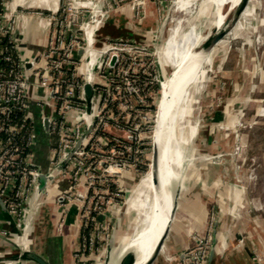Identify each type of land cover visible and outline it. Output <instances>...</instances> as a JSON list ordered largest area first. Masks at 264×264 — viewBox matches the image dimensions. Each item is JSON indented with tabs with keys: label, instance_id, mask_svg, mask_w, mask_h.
Segmentation results:
<instances>
[{
	"label": "rangeland",
	"instance_id": "1",
	"mask_svg": "<svg viewBox=\"0 0 264 264\" xmlns=\"http://www.w3.org/2000/svg\"><path fill=\"white\" fill-rule=\"evenodd\" d=\"M3 1L9 8L14 7L13 17H18V27L23 23L22 16L23 18L34 16L40 19L43 14L50 23L47 29H42V33L47 34L48 41L52 40L48 46L58 47L59 51L65 45L57 40L58 37L64 39L68 33L73 39L81 37L86 26L93 27V41L96 42L95 46L98 49L96 53L98 68L95 67V70H98L97 72L93 70L92 80L95 83L105 84L99 74L100 71L116 63L119 74L122 75L120 77L125 81L123 91L134 93L138 87L139 94L144 93L136 99L127 92L125 97H120L119 109L126 114V117L133 114L135 119L143 121L136 135L132 134V131L106 126V130L112 132L116 138L131 141L136 136L135 153H141L143 158L135 156L133 163L127 162L125 153L131 152L132 147L118 140L116 142H119L122 150L108 152L100 146H95L93 151H97L96 160L90 161L93 152L88 151L86 155L88 167L82 169L75 189L67 192L70 194V201L66 198L61 199V195L65 194L61 193L54 197L55 200L48 209H44L46 213L41 208L31 210L33 214L31 213L32 218L29 219L30 224H33L32 222L36 224L38 219L44 218L45 214L49 213L51 220L49 219L48 222L51 223L54 220V224L48 226V223L46 231L52 232L59 231L63 224L62 216L59 215L57 218L58 211L70 202H76L79 205L81 212L79 228L84 223L91 225L92 240L89 251L85 255L79 252L80 245L74 246L71 252L72 264H120L123 256L119 255L121 248L140 228L139 213L136 208L130 210L128 204L136 184L150 167L152 140L155 141L156 137L158 112L155 114L154 121V111H150L149 106L160 103V84L171 70V66L166 65L164 68L161 66L156 51L180 19L181 32H186L190 26L195 29V33L190 34L191 41L180 42L181 45L192 42L197 37L198 40L195 42L203 43L214 31L221 14H223L221 23L225 21L228 33L205 57L198 75L186 86L187 93L184 94L183 106L186 117L182 123L178 122L175 127L172 114L167 110L168 124L172 123L174 134L177 138L179 137L181 162L184 163L179 168L174 167L177 169L178 180L173 183L174 214L168 235L173 230L174 216L179 211V203L183 196L190 197L191 193L199 196L202 191L207 190L214 194L219 190L223 192L221 190L225 187L227 190L226 183L231 180L246 192V201H242L243 209H248L246 213L251 211L256 214L259 221L264 220V0H249L236 24H232L230 20L233 9L228 10L232 0H225L224 5L218 10L220 13L215 12L212 3L207 4L200 11L202 0H192L194 3L189 4L191 14L174 10L175 0H58L56 12L45 9L46 7H29L25 0ZM46 2L48 5L54 3L53 0H46ZM238 2L239 0H235V6ZM119 16L121 18L125 16L126 19L118 23ZM138 33L143 35L144 42L134 39L133 36ZM103 36L110 37L105 39ZM100 37L105 39L102 43L99 41ZM180 55L181 51L178 48V60ZM199 57L200 55L195 56L192 53L185 63L191 62L190 65H192V62ZM111 58H114V61ZM171 64L174 69L176 64ZM74 66L77 74L83 77L88 66L87 55L81 60H76ZM80 68H82L81 71ZM189 69L190 66L187 71ZM138 71L141 72V77L136 74ZM185 81L184 77L183 82L186 84L187 81ZM154 84H157V89H153ZM145 97H149L150 100H146ZM174 97L178 107V92ZM217 113L219 118L214 120L213 117ZM109 115L113 117L112 114ZM87 139L88 137L84 138V143ZM98 141L104 144V139L99 138ZM72 157L59 169V176L69 179L67 172L69 168H72ZM116 163H118L117 166H115ZM142 165H146L144 169L140 168ZM83 186H90L89 194L87 191L82 192ZM78 193L80 197L77 196ZM40 205L42 206V203ZM213 205L215 204H207L209 214L204 230L189 232L191 244L183 253L194 245V236L205 235L208 232L210 224L213 237L217 223V208ZM53 206H59L60 209L55 212L52 210ZM72 207L69 211L70 218L71 215L73 217L75 215V209ZM91 212L95 215L92 216ZM162 215L138 237L131 247L132 250H137L134 264H143L148 258L153 241L158 240L165 227V223L160 227ZM69 223L74 227L76 220L71 219ZM155 226L158 228L154 229ZM185 230H189V227L186 226ZM22 231L25 230L22 229L21 233ZM141 239L142 244L136 246ZM238 241L243 242V238L239 237ZM211 245L213 247V244ZM262 246L263 255L261 257L254 255V260L264 258V245ZM161 252L157 260L161 257ZM67 253L68 250H66V256Z\"/></svg>",
	"mask_w": 264,
	"mask_h": 264
},
{
	"label": "crops",
	"instance_id": "2",
	"mask_svg": "<svg viewBox=\"0 0 264 264\" xmlns=\"http://www.w3.org/2000/svg\"><path fill=\"white\" fill-rule=\"evenodd\" d=\"M53 1L54 3L50 5L47 4L46 0H25V3L29 7H46L45 9L54 11V9H57L58 0ZM193 1L185 0L181 11L186 14H191L189 4L194 3ZM224 2L225 0H202L200 2V11L207 4L212 3L215 12H219L218 10L224 5ZM18 5L21 6L20 3H18ZM234 6L235 0H232L228 6V10L234 8ZM174 10H176L175 7ZM122 18L121 16L118 17V23L126 19L125 16ZM222 18L223 14L219 17L218 25L221 24ZM180 20L177 22V25L171 29L165 42L156 51L158 56L171 63H176L177 42L179 41L182 43L185 41H191L190 34L195 33L193 26H190L186 32H181L179 27ZM43 27L44 23L41 19L34 16H28L23 23L20 24V27H18L15 37L16 51L18 57L25 62V73L30 82H34L35 80L36 68L44 69L46 67L42 55L46 49L48 37L46 36L47 34L44 35L42 33ZM103 37L106 39V37L109 38L110 36ZM103 37H100L99 39L101 43L105 40ZM133 37L135 40H139V42H144L143 35L140 33L135 34ZM140 38H142L141 41ZM197 40L198 37L192 41ZM95 45L96 42L94 43V46ZM76 56L81 60L86 57V53L82 48H78ZM32 59H35L36 63L26 66V63ZM81 69L82 68H80V71ZM189 72L191 73V69L184 74L185 79L189 78ZM26 95L28 112L33 122V144L29 159L30 163L38 168L41 165L45 166L47 160L49 161L50 159V134L47 136L44 131L43 118L46 116L52 118L55 113V107L53 101L49 99L50 95L40 89H36L30 84H28L26 88ZM75 116V111H68L66 113V121L71 122ZM217 118H219L218 113L213 119L216 120ZM46 147H48L47 151ZM57 164L58 163L50 165L49 163L48 170H52ZM54 175L53 180L48 182L46 188L41 194L40 199L42 200L39 199L40 201L35 204L33 210L41 208L43 209V212H45L44 209H48L52 201L54 202V197L71 190L72 184L67 177L59 176L58 171H56ZM141 179L142 177L139 179L134 190L139 186ZM226 185L229 189L227 188L226 190L225 187V189L221 190L223 192H220L219 190L214 194V192L207 190L205 192L202 191L199 196L196 193H191L190 197L185 195L181 198V202L179 203L180 206L178 208L179 211L176 212L174 216L173 230L170 231V234L162 247L161 257H159L155 264L179 263L181 254L191 244L189 232H198L205 228L204 226L209 214L208 203H214L215 205L213 206L217 208V223L213 235L214 242L210 264H264L263 257L259 260L253 259L254 255H259L260 257L263 255L264 220L259 221L255 213H252L251 211L246 213V210L248 211V209H243L244 204L242 201H246V192L242 187L236 186L233 180L227 182ZM83 187L84 189L82 192L85 193L87 188L85 186ZM77 188L80 189V187ZM31 196L30 200L25 205L26 215L24 216V221L26 220V224L18 230L15 229L11 222V217L14 220L13 216H8L0 208V264H35L32 261L22 259V257L18 258L20 260L12 262L6 261V259L20 256L24 250H31L42 255L47 258L51 264H72V249L75 245H80L79 237L81 228H79L80 224H78V221L81 212L79 205L76 202H70L61 209L59 206L51 207L55 212L60 209L57 213V218L59 215L62 216L63 224L59 231L54 230L49 232V230L47 232V227L54 224L53 219L51 223L48 222L49 219L51 220V218H49V213L45 214V212L44 214L46 216L43 214L45 217L38 219L39 221L36 222V224L34 222H32L33 224H30L31 222H29V219L32 218V209L30 207ZM39 202L42 203V206ZM27 206L29 207L28 209ZM71 207L75 209V215L74 217L71 215L70 218L69 211ZM71 219L76 220V225H74V227L69 223ZM185 225L189 227V230H185ZM33 228L34 232H32ZM22 229L25 231H22L21 233ZM239 237L243 238V242L238 241ZM156 242L157 241H153L152 250ZM66 250H68L67 256ZM151 252L148 253L149 256Z\"/></svg>",
	"mask_w": 264,
	"mask_h": 264
},
{
	"label": "built area",
	"instance_id": "3",
	"mask_svg": "<svg viewBox=\"0 0 264 264\" xmlns=\"http://www.w3.org/2000/svg\"><path fill=\"white\" fill-rule=\"evenodd\" d=\"M13 10L14 7L11 6L9 8L3 0H0V196L8 212L13 216L17 227L21 228L24 221L25 205L36 187L38 176V168L30 163L29 157L31 152L22 155L24 147H29L31 150L33 144V122L28 112L26 95L28 84L50 95L49 99L54 103L55 113L52 118H49L50 132L52 129L57 130L58 141L56 146L50 149V165L59 163L61 158L68 153L76 140L81 136L88 123H92L91 130L86 136L88 139L85 143L83 140L81 146L75 151L72 157V168H69L67 172L69 181L72 184L71 189H75L76 184L80 180L82 169L88 167L86 162L88 152L84 150V146L91 138L93 130H95L93 119L98 118L97 126L101 124L104 129H106V126H109L102 116V109L105 107V104L103 103L101 106L97 104L95 85H109L108 69L116 65V63L100 71L99 74L104 79L105 84L95 83L92 80L93 70L95 72L98 70H95L98 68L96 64L98 49L94 46L93 27L86 26L81 37L73 39L69 33L64 39H59L58 37L57 40L65 45L61 47V51L57 49L58 47L48 46V43L51 44L52 40L48 41L42 55L46 67L44 69L36 68L35 80L34 82H30L25 73V62L18 57L16 51L15 37L18 29V17H13ZM41 15L42 18L40 19L44 23L42 29H47L50 22L47 18L43 17V14ZM22 19L23 21L25 20L23 16ZM67 30L71 31L70 28H67ZM6 36L11 45L3 43L2 38ZM78 48H82L87 55L88 66L83 77L77 74L74 66L75 61L79 60L78 56H76ZM92 52L94 54L93 60H91ZM29 62L33 65L36 63V60L32 59ZM65 68L72 69V77L75 79L68 80L65 78ZM120 76L122 77V75ZM86 82H90L94 89L89 109L82 89ZM124 83L125 81L122 80L123 90L125 89ZM62 84H65L63 90ZM139 90L137 87L134 93L125 92L133 99H136L141 94H139ZM57 102H60L58 106ZM70 110L75 111L76 116L71 122H67L66 113ZM17 111L23 114L21 119H14V114ZM108 117L110 118L111 116L108 114ZM126 118L128 117L124 115L123 119ZM27 121L32 123V128L26 137V141H24L20 137V134L25 128ZM139 121L135 124L136 131L142 126L143 121L140 119ZM117 165L118 163L115 164V166ZM89 184L91 185L90 182ZM86 188L89 194L90 190L88 189L90 186ZM77 196L80 197L81 195L77 194ZM69 197L70 194L65 192L60 198L63 200L66 198L67 201H70ZM212 232L210 224L208 232L205 235L194 236V245L181 254L178 264H206L212 244Z\"/></svg>",
	"mask_w": 264,
	"mask_h": 264
},
{
	"label": "bare ground",
	"instance_id": "4",
	"mask_svg": "<svg viewBox=\"0 0 264 264\" xmlns=\"http://www.w3.org/2000/svg\"><path fill=\"white\" fill-rule=\"evenodd\" d=\"M184 3H185V0H175L176 7L175 5L174 7L176 8V10L181 11V8ZM56 10L57 9H54L53 12H56ZM219 17H221V15ZM220 25L221 24L218 25V21H217L215 24V28L216 27L218 28ZM199 44H200L199 42L192 41V42L181 45V43L178 41L176 50L179 48L181 51V55H180L179 60L177 59V56H176V63H175L176 67L174 69H172L173 64H171L168 60L157 55V58L163 68L166 65L171 66V70L169 74L165 76L163 82L161 81V84H160L161 89H160L159 97L161 93L162 95H161L160 103L158 105L156 104L158 106V117H157L158 122H157V129H156L157 132H156L155 141L158 144L159 156H160L159 157L158 181L157 183H154L152 181L151 166H150L149 170L142 176L139 186L137 187V189H135V191L133 192V196H131L129 200L128 208L130 210H133L136 208L137 213H139L140 223L138 226H140V228L136 231V234L133 236V238H131L121 248L119 255L120 256L124 255L126 252L133 253L134 257H133L132 264H134L135 262V259L137 256V250L134 251L131 249V247H133L138 237L141 234H143V232L146 231L153 224V222L157 221L165 210L166 211L162 215L160 227H162L165 223V227H164L165 229L173 218V214H174L173 183L175 182V180L176 181L178 180L176 178L177 169H175L174 167L179 168L184 163L181 162L182 155L180 156L181 153L179 151V143H180L179 137L177 138L176 135L174 134L172 123L170 122L168 124L167 110H169L168 113L170 112V114H172V120H173V124L175 127L178 124V122L182 123V121L186 117L185 110L183 109V106L185 104L184 94L181 97L180 87L184 84L183 83L184 74L186 73L187 68H189L190 63H191V62L185 63L188 57H190L192 53L195 56L200 55V58L204 56L203 52L198 49ZM93 56L94 54L92 52L91 60H93ZM204 59L205 58H203V60ZM177 92H178V107L176 104V97H174V95L175 96L177 95ZM163 149H164V152L161 154V151ZM38 197H39L38 199H40L41 194ZM155 228H158V227L155 226L154 229ZM162 233L160 234L159 238L161 237ZM149 235L152 236L151 233H149ZM140 244H142V239L137 242L136 246H139ZM156 244L154 245V248ZM146 261L143 264H145Z\"/></svg>",
	"mask_w": 264,
	"mask_h": 264
},
{
	"label": "water",
	"instance_id": "5",
	"mask_svg": "<svg viewBox=\"0 0 264 264\" xmlns=\"http://www.w3.org/2000/svg\"><path fill=\"white\" fill-rule=\"evenodd\" d=\"M249 0H239L238 4L232 8L233 9V13L231 16V23L232 24H236V22L238 21V19L240 18L242 12L244 11V9L246 8L247 4H248ZM225 21L223 20L221 25L217 28L214 29V31L207 37V39L199 44L198 49L200 51L203 52V57H199V59L195 60L192 62V65H190V69H191V73L189 72V74L191 75V78L189 80V78L186 79L187 83L184 84L180 87L181 91H180V95L182 97L183 94H186L187 91H185L186 86H188L192 80H194L195 76L198 75L200 67L202 65V60L203 58H205L207 56V54L210 52V50L218 43L220 42L228 33L227 30V26L224 23ZM112 61H114V58L111 59ZM29 64H31V62H27L26 66H28ZM185 81V82H186ZM83 94L85 97V101L87 103L88 109L90 108V103H91V98L92 95L94 93V89H93V85L90 82H86L84 83L83 87ZM156 109H157V105L155 106L154 109V121H155V114H156ZM155 124V123H154ZM92 127V123H88V125L84 128L83 133L81 134V136L76 140V142L74 143L73 147L68 151V153L65 155V157L52 169V170H48V165H49V161L47 160L46 165H41L38 167V176H37V184L36 187L33 191V194L31 196V204L30 207L31 209H33V207L35 206V204L39 201V195L43 193L44 189L46 188L48 182H50L51 180H53L54 178V174L56 171H59L60 168H62L64 166V164L66 163V161L68 159H70L73 154L75 153V151L81 146L84 138L89 134L90 130ZM154 127V125H153ZM43 128L44 131L46 132L47 136L49 135V131H50V119L49 117H44L43 118ZM152 140V139H151ZM48 150V147H46V151ZM150 166H151V174H152V181L154 183H157L158 181V170H159V149H158V144L156 143V141L152 140V150H151V161H150ZM0 208L1 210L7 214L8 216L11 217L10 213L8 212L6 206L4 205L2 198L0 196ZM11 222L14 225L15 229L18 230L19 228L17 227L15 221L12 219L11 217ZM170 223L167 225V227L164 229L161 237L159 238L155 248L153 249V252L151 253L150 257L148 258V260L146 261L145 264H155L161 250L162 247L164 245L165 239L168 235V231L170 228ZM26 224V220L23 221L22 223V227ZM214 240L212 238V244H213ZM213 247L211 245V250L209 253V257L207 260L206 264H210V260H211V255H212V250ZM22 257V259H26L28 261H32L35 264H51L47 258L43 257L42 255L31 251V250H24L22 252V254L20 256H16L13 257L12 259H6V261H16V260H20L18 258ZM133 253L131 252H126L123 257L120 260V264H132L133 261Z\"/></svg>",
	"mask_w": 264,
	"mask_h": 264
},
{
	"label": "trees",
	"instance_id": "6",
	"mask_svg": "<svg viewBox=\"0 0 264 264\" xmlns=\"http://www.w3.org/2000/svg\"><path fill=\"white\" fill-rule=\"evenodd\" d=\"M3 43L8 44L9 40L8 37H3L2 38ZM11 45V43H9ZM15 55V54H14ZM119 67L118 65H114L113 67L108 69V73H109V85L108 86H104V85H95V91H96V98H97V104L98 106H101L103 103L105 104V107H103L102 109V116H103V120L106 121L108 123V125L112 128H119L121 130H127V131H132V134L136 135V130H135V124L137 122H140L138 118L135 119V115L131 114L128 118L123 119L124 114L120 109H119V102L120 97H125L126 94L122 89V80L120 77V74L118 73ZM65 71V78L68 80H73L75 78L72 77V69H64ZM141 77L140 72L137 74ZM145 76V75H142ZM65 84H62V90L64 89ZM153 89H157V84H154ZM118 88L121 90L118 91ZM142 95L144 93H141ZM161 97V95H160ZM146 100H150L149 97H145ZM160 100V99H159ZM83 102V101H82ZM60 104V102H57V106ZM138 106V105H137ZM144 108V107H143ZM155 106L151 105L149 106V110L150 111H154ZM156 112H158V107L156 109ZM108 114H112L113 117L111 116L110 118L108 117ZM22 113L21 112H15L14 114V119H21L22 118ZM98 118H94L93 119V127L95 128V130H93L91 138L89 139V141L87 142V144L84 146V150L85 151H91L92 150V154L93 157L90 161H95L96 160V152L97 151H93V149L95 150V146H100L101 149H104L108 152H111V150H122L120 148V144L119 142H116L117 140L120 141V143H127L132 147V151L131 152H127L125 153V160L129 163H133L135 156H139L140 158H143V155H141V153L136 154L135 150H136V142H137V138L136 136H134V140L128 141L125 138H116L114 136V134L112 132L107 131L106 129H104L102 127V125H98ZM32 128V123L30 121H27L25 124V128L22 130L20 137H22V139L24 141H26V137L29 134V131ZM50 135V141H49V145L51 148L55 147L58 141V134H57V130L56 129H52V131L49 133ZM98 138H103L104 139V144H101L98 141ZM145 148V147H144ZM31 150L29 147H24L22 155H26L28 153H30ZM95 152V153H94ZM94 164V163H92ZM146 165H142L140 168L144 169ZM90 193V191H89ZM92 216L95 215V213L91 214ZM91 216V217H92ZM90 229H91V225H86V223H84L80 229V249L79 252H82V255L87 254V252L89 251V247L91 245V236H90ZM84 246V247H83ZM89 264V263H87Z\"/></svg>",
	"mask_w": 264,
	"mask_h": 264
}]
</instances>
